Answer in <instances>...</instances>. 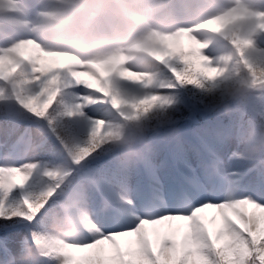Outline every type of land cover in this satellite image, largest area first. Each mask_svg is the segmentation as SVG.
<instances>
[{
	"label": "snow or ice",
	"instance_id": "6c2138e0",
	"mask_svg": "<svg viewBox=\"0 0 264 264\" xmlns=\"http://www.w3.org/2000/svg\"><path fill=\"white\" fill-rule=\"evenodd\" d=\"M82 3L0 0V264H264V0Z\"/></svg>",
	"mask_w": 264,
	"mask_h": 264
},
{
	"label": "clouds",
	"instance_id": "9594fccd",
	"mask_svg": "<svg viewBox=\"0 0 264 264\" xmlns=\"http://www.w3.org/2000/svg\"><path fill=\"white\" fill-rule=\"evenodd\" d=\"M90 2H91V0H83L82 6L79 9V14L81 16H83L84 14L87 13V11H88V5H89ZM73 23H75V21ZM78 51H81L82 53L87 54L88 49H86V48H80V49H78ZM259 162L261 164H264V159L260 160ZM53 227L55 229H58L59 228V225H53ZM65 229L66 230L65 231H62L61 234H63V235H72V234H74L77 231V227L75 225L71 224V222H66Z\"/></svg>",
	"mask_w": 264,
	"mask_h": 264
},
{
	"label": "rangeland",
	"instance_id": "374dc122",
	"mask_svg": "<svg viewBox=\"0 0 264 264\" xmlns=\"http://www.w3.org/2000/svg\"><path fill=\"white\" fill-rule=\"evenodd\" d=\"M207 215H208L209 221L211 223L212 217L214 215H216V214L212 210H209L208 213H207ZM218 222H219V218L217 216L216 223L218 224ZM212 226L215 227V225H212ZM163 231L164 230H163V228H161V226H155V227L150 226L149 227V232H150L153 240H156L160 235H162ZM181 235H182L181 232H177V239H180L181 238Z\"/></svg>",
	"mask_w": 264,
	"mask_h": 264
}]
</instances>
